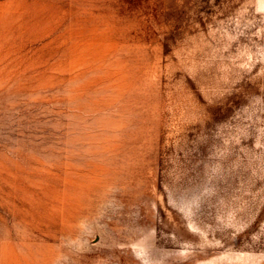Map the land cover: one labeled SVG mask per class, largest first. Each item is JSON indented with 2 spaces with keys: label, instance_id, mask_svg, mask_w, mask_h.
Instances as JSON below:
<instances>
[{
  "label": "rangeland",
  "instance_id": "rangeland-1",
  "mask_svg": "<svg viewBox=\"0 0 264 264\" xmlns=\"http://www.w3.org/2000/svg\"><path fill=\"white\" fill-rule=\"evenodd\" d=\"M0 264H264V0H0Z\"/></svg>",
  "mask_w": 264,
  "mask_h": 264
}]
</instances>
